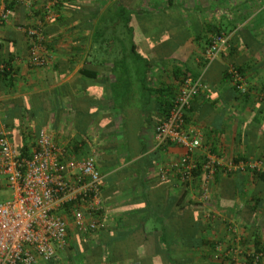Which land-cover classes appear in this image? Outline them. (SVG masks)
Returning a JSON list of instances; mask_svg holds the SVG:
<instances>
[{
    "label": "crops",
    "instance_id": "obj_1",
    "mask_svg": "<svg viewBox=\"0 0 264 264\" xmlns=\"http://www.w3.org/2000/svg\"><path fill=\"white\" fill-rule=\"evenodd\" d=\"M11 1L0 25V63L8 66L0 73V119L13 147L29 152L46 128L73 162L95 154L101 173L103 227L79 233L70 225L57 260L234 264L255 251L264 264V0H59L51 11L47 0ZM114 4L131 10L144 70L117 45V33H105L115 46L94 41ZM30 26L42 31L45 66L28 62ZM218 32L230 34L228 52L205 69L209 87L191 100L185 120L203 149L240 166L216 171L204 200L199 179L157 177V165L184 148H155L154 129L182 74L201 71ZM124 54L126 65L118 61ZM229 66L240 69L246 93L229 81ZM0 195H9L4 186Z\"/></svg>",
    "mask_w": 264,
    "mask_h": 264
},
{
    "label": "built area",
    "instance_id": "obj_2",
    "mask_svg": "<svg viewBox=\"0 0 264 264\" xmlns=\"http://www.w3.org/2000/svg\"><path fill=\"white\" fill-rule=\"evenodd\" d=\"M58 0H47V11L53 10ZM11 8L7 0H0V25L8 22ZM30 39L28 62L45 66L48 58L39 27L25 28ZM230 34H214L203 53V67L197 76H186L171 100L165 117L154 129V147L176 144L184 152L168 162L157 165V177L165 180L176 176L182 184L199 179V194L208 198V182L216 171L231 172L240 164L224 162L203 149L187 126L185 114L191 100L205 92L209 85L204 71L218 56L226 55ZM8 69L0 63V73ZM229 81L239 93H246L244 77L234 66L227 69ZM264 96V93H263ZM202 151L200 158L197 150ZM69 151L54 141L46 128L38 130L35 145L26 154L11 143V129L0 119V187L9 195L0 200V264H69L57 260L58 251L68 246L69 226L77 232H97L105 222L101 204V173L95 154L73 162ZM256 162L249 167L254 168ZM228 229L233 233L234 227ZM244 259L234 264H257L259 254L244 253Z\"/></svg>",
    "mask_w": 264,
    "mask_h": 264
},
{
    "label": "trees",
    "instance_id": "obj_3",
    "mask_svg": "<svg viewBox=\"0 0 264 264\" xmlns=\"http://www.w3.org/2000/svg\"><path fill=\"white\" fill-rule=\"evenodd\" d=\"M7 2H8V6L10 8H12L13 1L7 0ZM58 2H59V0H58ZM130 13H131V10L128 9L124 5L114 4L113 7L107 9L106 13L102 14L100 19H99V22H98V25H97L96 31H95V34H96L95 38L96 39H94V41L97 43H100L103 41L106 44H112L115 46V44H116L115 41H111L112 43L109 42L110 37L109 36L105 37V33L106 32H109V33L112 32L115 35L117 33L119 35V36H117V35L115 36V38L117 39V45H119V47L122 49L123 48L126 49V47H127V50H129V52L131 53L130 56L133 59L135 65L137 67H141V69L144 70V67L148 66L149 62L145 58L143 53L141 52V49L139 47V43L137 42L136 39H134V35H133V28L134 27L131 24L132 18H131ZM123 34H126V36H128V37L125 36L124 38H122ZM126 40L128 41V45H127ZM127 58H128V56L124 54L118 59V61L120 64L126 65V59ZM116 62H117V60H116ZM236 69H238L240 72L239 68H236ZM81 73H82V71H81ZM83 73L87 76H92V77L96 75L94 71H89V70H83ZM198 73L194 75V74L185 72L182 74L181 80L184 79L186 76L195 77L198 75ZM168 104L170 105L171 102L169 101ZM169 107L170 106H168L167 111H168ZM21 153L26 154L25 151H22ZM260 174L263 175L262 173H260ZM254 252L255 251H252L251 256H248L249 260H253ZM230 261H231V264H233V260L230 259ZM257 264H259V263H257Z\"/></svg>",
    "mask_w": 264,
    "mask_h": 264
},
{
    "label": "rangeland",
    "instance_id": "obj_4",
    "mask_svg": "<svg viewBox=\"0 0 264 264\" xmlns=\"http://www.w3.org/2000/svg\"><path fill=\"white\" fill-rule=\"evenodd\" d=\"M3 199L2 196L0 195V200Z\"/></svg>",
    "mask_w": 264,
    "mask_h": 264
}]
</instances>
